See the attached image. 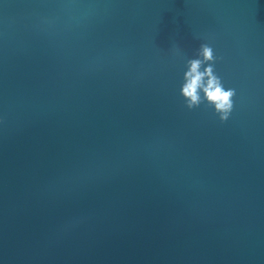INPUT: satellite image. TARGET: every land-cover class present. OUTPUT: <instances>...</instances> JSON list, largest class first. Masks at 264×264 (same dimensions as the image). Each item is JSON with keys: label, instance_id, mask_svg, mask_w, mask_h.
Returning a JSON list of instances; mask_svg holds the SVG:
<instances>
[{"label": "water", "instance_id": "95a60500", "mask_svg": "<svg viewBox=\"0 0 264 264\" xmlns=\"http://www.w3.org/2000/svg\"><path fill=\"white\" fill-rule=\"evenodd\" d=\"M0 264H264V0H0Z\"/></svg>", "mask_w": 264, "mask_h": 264}, {"label": "clouds", "instance_id": "9594fccd", "mask_svg": "<svg viewBox=\"0 0 264 264\" xmlns=\"http://www.w3.org/2000/svg\"><path fill=\"white\" fill-rule=\"evenodd\" d=\"M217 59L213 47L202 44L198 58L187 61L181 92L189 109L199 107L207 101L208 105H214L221 121H227L234 107L233 97L236 92L233 88L226 89L222 78L216 74Z\"/></svg>", "mask_w": 264, "mask_h": 264}]
</instances>
